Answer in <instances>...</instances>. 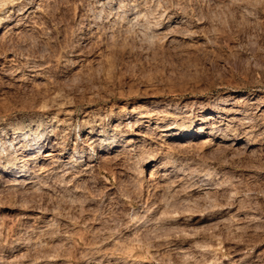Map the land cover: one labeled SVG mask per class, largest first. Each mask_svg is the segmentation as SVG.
Returning a JSON list of instances; mask_svg holds the SVG:
<instances>
[{
  "label": "rangeland",
  "instance_id": "rangeland-1",
  "mask_svg": "<svg viewBox=\"0 0 264 264\" xmlns=\"http://www.w3.org/2000/svg\"><path fill=\"white\" fill-rule=\"evenodd\" d=\"M0 264H264V0L0 5Z\"/></svg>",
  "mask_w": 264,
  "mask_h": 264
},
{
  "label": "bare ground",
  "instance_id": "bare-ground-1",
  "mask_svg": "<svg viewBox=\"0 0 264 264\" xmlns=\"http://www.w3.org/2000/svg\"><path fill=\"white\" fill-rule=\"evenodd\" d=\"M10 1L11 0H3V1H0V5L2 6V4L4 5V4H6L7 2H9L10 3ZM178 130V129H177ZM188 134L189 133H187V132H184V131H181V132H179V130L178 131H176L174 134H173V137L174 138H183V137H185V138H187L188 137ZM21 136H20V138H21V141H23V140H26L28 137H29V134L28 133H23V134H20ZM43 139V138H42ZM20 140V139H19ZM115 140V139H114ZM18 141V140H17ZM20 141V142H21ZM40 142H42L41 140H38L35 144H34V146H32V148H31V150H35L36 148H39V146H41L42 147V144H43V142L40 144ZM17 144H19V143H17ZM110 144H112V142L110 143ZM109 145V144H108ZM107 147H109V146H107ZM106 148V147H105ZM110 148V147H109ZM107 149V148H106ZM40 150V149H39ZM39 150H37V151H39ZM30 151V150H29ZM41 151H42V149H41ZM39 153H41L40 151H39ZM38 153V154H39ZM35 156V155H34ZM29 158V157H28ZM36 158V157H35ZM26 166L27 165H24L22 168H20V169H22L21 170V172H25L26 171Z\"/></svg>",
  "mask_w": 264,
  "mask_h": 264
}]
</instances>
